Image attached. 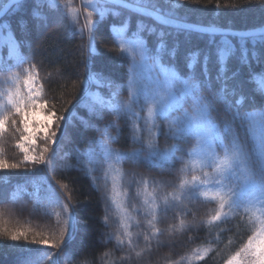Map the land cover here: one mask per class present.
I'll return each mask as SVG.
<instances>
[{"label":"snow or ice","instance_id":"1","mask_svg":"<svg viewBox=\"0 0 264 264\" xmlns=\"http://www.w3.org/2000/svg\"><path fill=\"white\" fill-rule=\"evenodd\" d=\"M109 3H114L141 19H138L134 26L130 18L110 26L120 52L131 61L126 99L121 98L122 86L114 84L110 77L101 81L103 73L93 71L91 55L99 53L95 46V31L89 30L88 75L76 108H86L90 116L99 120H104L106 113L113 119L105 124L101 139L90 142L86 155L94 152L91 146L93 143L100 149L99 159L105 165L103 179L106 183L109 179L108 168L113 164L129 162L138 165L143 162L148 166L164 168L172 167L174 162L179 161L182 167L178 171L182 174L191 172V180L182 177L178 184L172 186V193L163 195L159 203L155 194L156 186L163 187V184L149 181L147 177L135 172L125 174L120 170L119 179L122 180L125 175L130 176V186H135L136 196L143 197L144 214L149 217L147 223L154 229L152 234L160 232V229L155 227L159 216H167L170 210L176 209L185 200L195 201L203 196L218 205L207 221L208 225L220 222L217 227H222L231 220H238L236 228L244 227L250 232L246 241L226 260V264H264V109L245 110L248 106H255L257 94L264 98V26L236 31L214 23L207 26L189 23L177 16V9L181 6L180 0H135L134 4L130 0H85V7L92 9L87 11L85 26L93 25V28L99 31L102 21L110 12L113 16H118L117 12L107 6ZM58 8L56 0H0V30L8 28L18 31L20 46L23 47L32 22L47 19L46 13L40 9ZM22 12L26 15L16 20L13 25L12 17ZM94 12L98 14L95 24L92 21ZM79 34L83 38V28L79 29ZM151 36L156 38V43L150 48L146 44V37ZM181 36L183 40L180 39ZM205 36L207 40L203 47L193 42V37L200 41L204 40ZM217 36L221 38L217 40ZM8 39H12L11 31ZM234 40L237 43H234ZM2 42L3 36L0 34V43ZM23 63L21 59V67ZM35 76H38V73L34 75L29 72L23 80L27 88L26 93L18 86L19 73L4 76V87L0 88V133L6 131L9 120H12L15 126L16 119L13 117L19 118L23 132L16 147L24 153L25 162L35 163L39 160L45 164L47 170V176L40 175L27 181L32 183L35 189L31 195L39 199L41 184L47 185L46 199L59 206L67 217L59 232L58 243H52L51 247H67L76 239L78 221L76 215L69 210L64 197L49 180L54 172L53 161L60 156L66 134L62 133L61 141L58 142L57 132L52 128V124L64 121L66 130L76 108L67 119L62 115L57 116L54 110L43 112L48 102L40 99L44 89L42 84L37 86L39 82ZM9 80L16 86H9ZM253 81L258 85L257 88L252 87ZM93 84H96L97 88L107 87L108 98H104L98 91H93ZM141 113L146 115L142 116ZM123 117L131 121L128 125L133 145L131 151L111 147V143L117 138L111 136L109 130L115 129L119 134V121ZM237 121L240 123L237 124ZM245 121L246 132L251 133L254 141L251 147H246V137L242 138L237 132V127H245ZM160 122H163V127ZM90 126L92 125L85 122V127ZM56 128H59V124ZM16 131L19 132L20 128L17 127ZM161 136L174 143L166 144L162 149L158 139ZM38 137L45 141L46 146L39 154H34V151L29 150V145H35ZM52 144L57 147L52 150L50 157L45 158L44 154L50 151L47 145ZM183 145L189 147L185 148ZM19 167V164H9L0 159V169ZM209 169L211 171H208ZM92 171L89 170V175ZM196 172L202 173L203 179L196 175ZM93 183H96L94 177ZM150 183L153 185L151 192L148 191ZM118 185L119 180L113 177L108 199L114 210L120 214V227L131 247L133 240L129 229L132 218L128 209L127 190L125 189L124 193L119 192ZM209 185L216 186L211 195L208 191L201 190V186L207 188ZM60 187L65 188L66 185L61 184ZM18 190H21V186H18ZM16 194L13 192L12 196L15 197ZM121 194L125 195L124 203L116 199ZM257 204L259 215L255 212L248 215L250 209L255 208ZM226 208L231 212V216L225 212ZM135 222L139 226V220ZM180 228H184L183 220L180 221ZM21 237L28 239L27 235L19 231L10 235L13 241H18ZM116 239L120 245L125 242L120 236ZM144 240H149V236L144 235ZM30 243L49 244V239H32ZM8 247L32 251L19 245ZM2 248L3 245H0V249ZM206 254L197 249L189 259H203ZM136 255L139 257L141 253L137 252ZM43 259H51V255L45 254ZM23 264H41V258H29L23 261ZM53 264H60L59 259L54 260Z\"/></svg>","mask_w":264,"mask_h":264},{"label":"trees","instance_id":"2","mask_svg":"<svg viewBox=\"0 0 264 264\" xmlns=\"http://www.w3.org/2000/svg\"><path fill=\"white\" fill-rule=\"evenodd\" d=\"M56 2L59 6L58 10L40 9L46 13L47 19L32 22L23 47L20 46V33L9 29L18 44L19 55L24 59L22 66L34 68L38 72L40 84L44 89L43 100L48 102L47 110H54L57 116L62 115L67 119L76 108L84 89V80L88 75L90 29L95 31V46L99 53V55H91L93 71L103 73L100 77L101 81L110 77L114 84L122 86L121 98L126 99L128 69L131 61L120 52L110 26L113 23L122 22L125 18H130L134 26L141 17L109 3L107 6L119 15L113 16L110 12L102 21L99 31H96L93 25L85 26L87 11L92 10L91 7H85V0H56ZM130 2L134 4L135 0ZM217 4L220 6L217 7ZM180 5L177 16L189 23L204 26L214 23L236 31L258 29L264 26V0H199L198 3L196 0H180ZM163 6L168 7V5ZM31 7L29 4V8ZM25 15L26 13L22 12L13 16V25L16 20ZM97 19L98 14L94 12L93 24ZM81 28L84 32L83 38L79 34ZM220 38V36L216 37L217 40ZM180 39L183 40V36ZM206 40L207 36L200 41H196L193 37V42L201 47ZM233 42L237 43L235 40ZM155 43L154 36L146 37V44L150 48L154 47ZM169 46H171V40H169ZM7 65L11 67L0 66V76L7 75L9 71L6 70L9 69L11 73L20 72L21 66L15 67L11 61H8ZM252 87L257 88L258 85L253 81ZM94 88L95 86L92 85V89ZM100 89L108 93V88ZM190 103L189 99L188 105ZM245 103L247 104V101ZM261 109H264V98L257 94L255 106H248L245 110L260 111ZM141 115L144 116L146 113ZM13 118L16 119V125L10 124L0 135V159L6 160L9 164L20 165L18 169H0V245H3L0 249V264H23V261L36 257L41 258V264H53V261L57 259L60 264H226L230 255L250 235L244 227L236 228L238 220H231L222 227H217L220 222L208 225L207 221L218 205L214 201L206 200L203 196L195 201L185 200L182 205L170 210L167 216H159L155 227L159 228L160 232L153 235L154 229L147 223L149 217L144 214L143 197L136 196L135 186H130L132 179L130 176L125 175L122 180L119 179L120 170L125 174L135 172L147 177L149 181L163 184V187L156 186L155 194L158 203L163 195L172 193V186L178 184L182 177L191 180L192 173H180L178 170L182 164L179 161L174 162L172 167L164 168L148 166L143 162L138 165L122 162L108 168L109 179L106 183L103 179L105 165L99 159L100 149L93 143L91 146L94 152L91 155L86 153L90 142L101 139L105 124L113 117L106 113L105 119L99 120L90 116L86 108L80 107L76 108L66 130L64 121H56L52 127L57 132L58 142L61 141V134H66L60 156L53 161V176L49 177L57 191L64 197L69 210L76 215L78 232L76 239L67 247L65 245L51 247L52 243H58L59 232L67 217L59 206L54 207L46 201V184L40 186L39 199L31 195L33 184L27 181L36 179L40 175L47 176V170L45 164L24 162L22 154L16 147L22 132L16 131L20 124L19 118ZM85 122L92 126L85 127ZM130 123L127 117H123L119 121V134L115 129L109 130L110 135L117 138L111 143L112 148L121 151L132 150L128 126ZM160 123L163 127V122ZM239 123L237 121V124ZM57 124H59L58 129ZM244 124L245 127H237V132L242 138L246 137V147H251L254 141L251 133L246 132L247 122L245 121ZM158 139L162 149L166 144L174 143L166 141L162 136ZM39 146L45 147L46 144L39 141ZM47 146L50 151L44 154L45 158L50 157L52 150L57 147L55 144ZM183 147L188 148L189 145H183ZM141 160L143 161V158ZM90 169L93 170L91 175H89ZM195 174L203 179L202 173ZM93 177L96 181L95 185ZM113 177L119 180V192L124 193V190H127L128 209L132 218L129 229L133 240L131 247L120 227V214L114 210L108 199ZM61 184L66 187L61 188ZM18 186H21V190H18ZM215 187V185H209L207 188L201 186V190L208 191L211 195ZM152 189L153 185L150 183L148 191L151 192ZM13 192L17 193L15 197L12 196ZM116 199L124 203L125 195H118ZM258 208L257 204L247 214L251 215L255 212L259 215ZM225 212L231 216L227 208ZM106 216L107 221H105ZM136 220H139V226ZM181 220L184 221L183 229L180 228ZM68 223L71 225L70 220ZM17 231L23 232L28 239L21 237L18 241L11 240L10 235ZM144 235H148L149 240L145 241ZM117 236L125 241L123 245L117 242ZM43 238L49 239V244L30 243L32 239ZM65 241L67 242V234ZM9 245H19L23 249L32 251L12 249L8 247ZM197 249L200 253L207 254L203 259L190 260L189 257ZM137 252L141 253L139 257L136 255ZM45 254H50L51 259H43Z\"/></svg>","mask_w":264,"mask_h":264},{"label":"rangeland","instance_id":"3","mask_svg":"<svg viewBox=\"0 0 264 264\" xmlns=\"http://www.w3.org/2000/svg\"><path fill=\"white\" fill-rule=\"evenodd\" d=\"M9 32H10V30H9L8 28H5V29L0 30V34H2V36H3V42L0 43V66L5 65L6 68H9V67H11V66H10V65H7V62H8V61H11V62H13V65H14L15 67H20V61H21V59H23V58L19 55V52H18V44H17V42L15 41V38H14L13 34H12V39H11V41L8 39ZM23 61H24V59H23ZM25 70H27V71H25ZM11 72H12V71H9V72L7 73V75H8V76H11V75L13 74V73H11ZM29 72L33 73L34 75H35L36 73H38L36 69H34V68H30V67H28V66H22L21 69H20V72H19V75H20V83H19L18 86L20 87L21 91L24 92V93L27 92V88H26V86L23 84V80L27 78V75H28ZM3 78H4V76H0V88H3V87H4V85H3ZM35 79L39 82V83L37 84V86H39V84H40L39 75H38V76H35ZM93 85L95 86V88L92 89L93 91H98L102 96H104V98H108V93L103 92V91L100 89V88H103L104 86H101L100 88H97V85H96V84H93ZM9 86H16V85H13V82H12L11 80H9ZM105 88H107V87H105ZM40 99L43 100V96H41ZM47 108H48V107H47ZM47 108L43 109L42 111H43V112H47V111H48ZM38 111H41V110H38ZM13 119H14V118H13ZM41 119H43V117H41ZM19 123H20V122H19ZM54 123H55V122H54ZM54 123L52 124V127H53ZM10 124H12V120H9V121L7 122L6 129H7V127H8ZM19 127H21V128H20V131L23 132V128H22V125H21V124H19ZM4 132H5V131H4ZM4 132H3V133H4ZM22 132H21V134H22ZM3 133H0V135L3 134ZM42 135H43V134L41 133L40 136L42 137ZM20 137H21V136H20ZM39 141H43V142H45L42 138H39V137H38L37 140H36L35 145H29V150H30V151H34V154H39V152L43 149V147H40V146H39ZM19 151H20V153L22 154L23 159H24V153H23L20 149H19ZM24 162H25V161H24ZM25 163H27V164H33V162H25ZM35 163H40V162H39V160H37ZM117 179H118V178H117ZM46 189H47V187H46ZM46 189H45V199H46V196H47ZM34 191H35V189H34V187H33V192H34ZM40 192H41V190H40ZM46 201H47L50 205H52V206H54V207H55V206L58 207L57 205H53V204H51L47 199H46Z\"/></svg>","mask_w":264,"mask_h":264},{"label":"water","instance_id":"4","mask_svg":"<svg viewBox=\"0 0 264 264\" xmlns=\"http://www.w3.org/2000/svg\"><path fill=\"white\" fill-rule=\"evenodd\" d=\"M111 4H114V3H111ZM114 5H116V4H114ZM116 6H118V5H116Z\"/></svg>","mask_w":264,"mask_h":264}]
</instances>
